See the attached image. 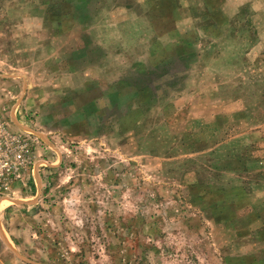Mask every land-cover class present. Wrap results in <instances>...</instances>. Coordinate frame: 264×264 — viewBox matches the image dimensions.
I'll list each match as a JSON object with an SVG mask.
<instances>
[{
    "label": "rangeland",
    "instance_id": "obj_1",
    "mask_svg": "<svg viewBox=\"0 0 264 264\" xmlns=\"http://www.w3.org/2000/svg\"><path fill=\"white\" fill-rule=\"evenodd\" d=\"M87 1L0 0V65L45 104L18 115L42 140L0 115L42 179L0 213V264H264V0ZM62 28L87 57L50 55Z\"/></svg>",
    "mask_w": 264,
    "mask_h": 264
},
{
    "label": "crops",
    "instance_id": "obj_2",
    "mask_svg": "<svg viewBox=\"0 0 264 264\" xmlns=\"http://www.w3.org/2000/svg\"><path fill=\"white\" fill-rule=\"evenodd\" d=\"M62 1H63L62 5H63V7H65L63 9L70 10V3H71V1L73 2V0H62ZM79 1L82 3L83 7L88 6L87 0H79ZM44 3H45L44 5L46 6V8H48V3L46 1ZM29 6H32V4H30ZM34 9H35V7H34ZM34 9L33 10L30 9L28 17H24V18L21 16L13 17L12 24L15 26L16 25L21 26L18 29H16V30H18L17 32H19V33L21 32L20 37H23V40H21V42L25 41L27 43L29 42V44H32L33 43L32 40H34L36 37H38L37 32H34L31 29V25H32L33 21L36 20V17L33 16ZM6 21H7L6 17L0 16V28L3 25L2 23H6ZM10 24H11V22H10ZM88 24L89 25H98L99 23L97 24L96 19H95L92 22L90 21V23H88ZM88 24H85V27H83L84 31L89 29L88 27H86V25L89 26ZM4 25L6 26V24H4ZM25 25H29L28 30H23V27ZM67 30H68V28H62L60 33L57 34L56 37H54V35L52 34V37L49 39V42L51 41V43H54V42L62 41V46H61V48L57 49L58 51L56 53H55L53 45L51 47V50H49V49L48 50L51 51L50 55H52V56L57 55L58 57H61V62H67V64H70L71 63V57L74 54L75 55L79 54L81 57H87L88 55H87V51L83 45L80 46V45L76 44L77 45V47H76V45L72 46L71 44H69L72 39L70 40V34L67 32ZM33 35H35V38ZM79 40H80L79 38H75V41H79ZM44 49H46L45 52H49L47 50L46 46ZM84 49H85V51H84ZM31 50H32L31 48L25 50V51H29V52H25V51L20 52V51H22V50H20L19 52H17V54L14 55V57L15 58L18 57V58L22 59L26 56H31ZM3 55H5L4 50L3 51L1 50L0 57H2ZM7 67H10V66H7ZM14 69L16 71L11 72V73H9V75H7V74H5L6 69L0 65V80H3L5 82H10L9 85L14 84V86L17 85L18 87H20L19 94H17V95L12 94L11 97L9 98L10 100H7L8 98H6V100L3 101V99L0 98V115L4 120H6L5 116H9L13 120H15L16 123L13 126L12 130L18 131V132L24 131V132H27V134L32 133L31 135H34V136L38 137L39 139H41L35 131L31 130L32 126L30 124H26L27 125L26 126L24 123L19 121L18 115H19V110L26 109L24 112L25 114L32 112V111H33L32 113H34L35 109L37 110V108L40 106L45 108V104L38 103V104L33 105V106L30 105L31 101H29V98H30V96H32V94L29 91V89H32V88H29V87L31 85L30 83H32V80L28 74L29 72L25 71V70L21 71V69H18V68H14ZM87 72H89V73H87ZM91 72L95 73L94 67H89V69H87V71H85L83 75L85 77L86 76L88 77V75ZM9 88L13 89L11 87H9ZM93 113L96 114L95 112H93ZM88 116H91V114H89ZM67 117H68L67 119L70 120L69 119L70 118L69 113H68ZM74 117H75L74 115H71L72 119H74ZM62 123H64V121ZM66 124H69V123L67 122ZM72 124H75V122H73ZM23 125H25V126H23ZM73 126L78 127L77 125H71V127H73ZM68 133H70V131L66 130V132L64 134H68ZM44 140H45V142H46V140L49 141V137L45 136ZM50 147L53 148V146H50ZM57 147L58 146H56L54 149H55V152H57V154H58ZM30 168H32V169L30 171L27 170V172H24L23 177L17 179L11 185V187L9 188V192H8L9 194H7L3 198H0V205H3V203L8 204L7 206H5V208H2V210H0L1 214H2V212L5 211V213H6L9 210V207H10L9 204H14V205L22 204V202L16 203V201H17L16 200L17 198L15 196L16 192L17 193L21 192L22 194H24V195L19 197L20 200L25 201L23 203V205L24 204L28 205L30 203L29 199H32L37 195V192L39 190L38 185L40 183H42V179H41V176L39 174L40 172L38 171L39 167L34 164V166L30 167ZM27 186H29L28 190H27V192L24 193V190H26ZM11 194L14 196H12Z\"/></svg>",
    "mask_w": 264,
    "mask_h": 264
},
{
    "label": "built area",
    "instance_id": "obj_3",
    "mask_svg": "<svg viewBox=\"0 0 264 264\" xmlns=\"http://www.w3.org/2000/svg\"><path fill=\"white\" fill-rule=\"evenodd\" d=\"M0 139L4 144L3 148L0 146V194L3 195L19 174L32 165V151L30 136L12 133L1 124Z\"/></svg>",
    "mask_w": 264,
    "mask_h": 264
}]
</instances>
